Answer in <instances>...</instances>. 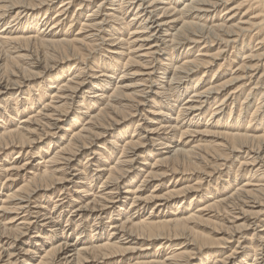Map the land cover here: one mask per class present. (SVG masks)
Returning a JSON list of instances; mask_svg holds the SVG:
<instances>
[{"label": "bare ground", "instance_id": "6f19581e", "mask_svg": "<svg viewBox=\"0 0 264 264\" xmlns=\"http://www.w3.org/2000/svg\"><path fill=\"white\" fill-rule=\"evenodd\" d=\"M3 23L0 264H264V0H0ZM154 243L170 257L127 259Z\"/></svg>", "mask_w": 264, "mask_h": 264}, {"label": "rangeland", "instance_id": "374dc122", "mask_svg": "<svg viewBox=\"0 0 264 264\" xmlns=\"http://www.w3.org/2000/svg\"><path fill=\"white\" fill-rule=\"evenodd\" d=\"M181 8L183 7V6H180ZM59 8V5H57V7H56V9H58ZM78 8V6H75V7H73L72 8V11H71V13H70V17H69V19L67 20V23H65L64 24V27H63V29L66 31L67 30V28H68V26H69V24H70V21L72 20V18H73V15L75 14V13H77L78 12V10H76ZM77 11V12H76ZM51 14H52V12H51ZM78 14V13H77ZM130 14H131V16H130ZM128 16V18H129V21L132 19V13H130ZM223 14V12L222 13H219L218 15L219 16H221ZM54 12H53V14H52V18L54 17ZM68 18V17H67ZM222 18H223V15H222ZM12 20H13V18H9L8 19V22L7 23H11L12 22ZM217 20V19H216ZM215 19L213 20V21H210V22H208V26L209 27H212L213 25H217V21H216ZM6 24V23H5ZM4 23L3 24H1L0 25V32H1V30H3L4 28V25H5ZM66 24H67V26H66ZM79 23L78 22H76L75 24H74V26H73V28H72V35H76L78 32H79V29H80V25H78ZM212 24V25H211ZM13 25H16L15 23H13ZM75 30V31H74ZM74 33V34H73ZM128 38H129V36H128ZM243 40V39H242ZM242 40L240 41V44L242 43ZM258 42L256 41V43H255V45L257 44ZM239 44V45H240ZM238 46V45H237ZM254 46V45H253ZM201 47H202V45H201ZM201 47H199V48H201ZM220 47V43H219V45H218V43H215V45H213V47L211 48V49H213V51L214 52H217L218 51V48ZM258 48H261V47H258ZM229 49V50H228ZM227 49V52H228V56H234L233 55V51H235V49H232V48H228ZM196 51H195V53H196V55H198V53H197V49H195ZM199 50V49H198ZM106 54V53H105ZM5 55H4V53L3 52H0V57L2 58V57H4ZM219 64H217L215 67H213V69L212 70H210V72H209V75H213V72H214V69H216V68H218V66L221 64V63H224V61H219L218 62ZM237 63H238V60H237ZM236 68V69H235ZM235 68H233V70L234 71H236L237 69H238V67H236L235 66ZM3 73V74H2ZM262 71L258 74V78L260 77V75H262ZM4 71L2 70H0V78H4ZM227 79H230V77H228ZM258 80V79H257ZM256 82V81H255ZM254 84V83H253ZM253 84H249V85H252L250 88H249V90L247 91V92H245V94H244V97H243V99H245V97H247V95L249 94V91H250V89H252V88H254L255 87V85H253ZM36 85V84H35ZM228 94H225V95H223L222 97H221V100H223V98L225 99V97L227 96ZM225 96V97H224ZM242 99V100H243ZM253 102H254V100H253ZM255 104H256V102H255ZM217 105H216V102L214 101L213 102V104H211V111H212V109H214L215 107H216ZM230 106H231V104H230ZM229 106V109L227 108V109H225V112L227 113V115L231 112V108H233V105L230 107ZM235 112H238L239 111V107H238V105H236L235 107ZM237 109V110H236ZM148 111H151L150 109H147V112ZM211 111L207 114V116L204 118V120H203V123L204 124H206L207 122H208V120L210 119V114H211ZM147 112L145 113V114H147ZM141 115L140 114H137L136 115V118L134 119V121H132V123H138V122H141V124L143 125V129L145 128V127H148L149 125L146 123V121H144V117H140ZM132 123H129L128 125H131L132 126ZM17 125H18V122H17ZM22 127V126H21ZM141 131H143V130H141ZM53 132H56V133H60L59 132V130H53ZM29 151H31V149H27V150H24L23 152H22V154H20L21 156H19V159H15L16 158V152L14 153L15 154V156H13L12 157V159H11V162H20L21 163V165L23 164H26V163H28L29 161H31V162H29V163H31V164H34V165H37L38 164V162H39V160L38 159H32V160H27V157H28V152ZM94 150H88V151H86L83 155H81L80 156V158H79V160H78V162H77V164L80 166H89V165H94L93 166V170H95L96 169V166L98 165V163H96L95 161H93V162H88L87 163V158L89 157V156H91L92 155V152H93ZM17 152H20V151H17ZM26 158V159H25ZM92 159H95L96 158V156H92L91 157ZM14 160V161H13ZM17 160V161H16ZM96 160V159H95ZM26 162V163H25ZM143 163V161L142 160H140V162H139V164H142ZM85 164H87V165H85ZM236 168H235V170H237L238 169V167H239V164L237 163V165L235 166ZM210 171V170H209ZM29 173H31V172H29ZM73 173V172H72ZM27 175L28 174V172H24V174L23 175ZM74 174V173H73ZM76 174V173H75ZM218 176L219 175H216V177L218 178ZM29 177H30V175H29ZM194 177V178H193ZM198 177H200V175H197V176H192V179H190V181H191V183L192 184H195V182H196V179L198 178ZM182 178V176L181 175H178V176H176V177H174V179H173V176H171V177H168V179H166V181L164 182V184H160L159 183V181H154V183H152V184H150L145 190V192L147 193V195H150L154 190H155V188H156V186L157 185H159L160 187L157 189L158 190V192H161V194H164V193H166L167 192V187H171V186H173V184L174 183H177L178 182V180L179 179H181ZM216 178V179H217ZM216 179H214L215 181H216ZM141 180V179H140ZM194 180V181H193ZM177 181V182H176ZM189 181V182H190ZM20 182L22 183L23 182V178L20 180ZM102 182V181H101ZM100 181H99V183L97 184V192H100L103 188H101L100 189V187L102 186V184H100L101 183ZM139 183V182H138ZM164 185H166V186H164ZM151 186V187H150ZM63 187L62 186H59V189L57 190V191H55V192H52V193H50V195H52V198H53V202H51V203H49V204H47V207L52 211L53 210V208H54V204H55V202L57 201V200H59L60 199V194H61V192H62V189ZM69 189L71 190V196H74L76 199H78V195H76V192H78V188H75V185H69ZM67 196H65V197H62V199H64V198H66ZM79 200V199H78ZM67 202L68 201H70V199H67L66 200ZM128 207V206H127ZM76 208H78V206H72V207H69V208H65L62 212H61V214H63V222H62V227H63V229H65V226H67L68 224H67V222L69 221V220H72L73 218H74V216H75V213H73V211H75V209ZM72 212V213H71ZM150 210H148L146 213H145V216H147V217H149V215H151L150 213ZM159 214V213H158ZM70 229H72V226L71 227H69V229L67 230V231H70ZM74 230H75V228H74ZM200 231H202L203 233H205L206 235H209V236H211V237H214L215 236V233H214V230L212 229V228H208V227H201L200 228ZM38 234V232H37V230H33L32 231V233L30 234L31 235V237H35L36 235ZM87 235V234H86ZM88 236V235H87ZM89 236H90V233H89ZM216 237V236H215ZM91 238V237H90ZM240 237H238L237 239H235V240H233L232 242H231V244L229 245V248L224 252L226 255H225V257L227 256V255H230L232 252H233V250H235L237 247H238V239H239ZM106 240V239H105ZM76 241V236H73L71 239H70V242H75ZM180 242H183V241H180ZM179 242V243H180ZM243 242V241H242ZM27 246L28 245H25V246H22V247H26L27 248ZM159 246H161L160 245V243H154L153 244V246H151V247H149V249H145L146 251H137V252H134L133 254H131V255H129L128 257H127V259H129V260H135L136 258H139V259H142V260H147V261H151V260H154V259H156V260H159V259H162V260H164V259H167V257H170V252H172V250H166L165 252H164V250H162L161 252H159V253H157L158 255H159V257H156V250L158 249V247ZM131 248H139L140 249V245H131L130 246ZM192 248V247H191ZM194 248V247H193ZM141 250H144V248H142ZM188 251H191V249H189ZM215 252V249H211V247L210 248H208V250H205V252H204V254L202 255V256H204V255H212L213 253ZM241 252V251H240ZM1 253V252H0ZM157 255V256H158ZM200 254L198 253V256H199ZM200 257V256H199ZM86 262L87 263H84V264H122V262H121V260L119 259V258H116V259H108V260H102L101 259V255H98V256H96V255H93V256H89V257H87V260H86Z\"/></svg>", "mask_w": 264, "mask_h": 264}]
</instances>
